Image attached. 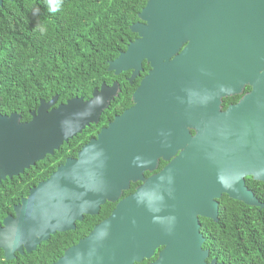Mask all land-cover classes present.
<instances>
[{"label": "water", "instance_id": "water-1", "mask_svg": "<svg viewBox=\"0 0 264 264\" xmlns=\"http://www.w3.org/2000/svg\"><path fill=\"white\" fill-rule=\"evenodd\" d=\"M129 27L137 37L107 69L130 70L132 81L142 61L149 63L131 106L13 206L14 215L0 224L6 260L74 229L108 201L115 202L110 214L51 264H134L158 247L157 258L146 264H224L206 260L199 216L217 220L214 197L221 191L247 205H264L243 178L264 181V148L251 137L262 108L250 106L251 100L262 102L264 0H146ZM243 80L255 81L253 92L221 116L205 119L204 132L190 137L185 126L195 121L188 97L194 91L203 96L208 110L218 89L236 90ZM117 91V83H102L88 99L75 96L50 108L54 95L40 100L27 122L16 112L0 114V177L23 172L97 123ZM157 156L170 161L144 179L142 170L152 168ZM136 180L142 183L119 199Z\"/></svg>", "mask_w": 264, "mask_h": 264}, {"label": "trees", "instance_id": "trees-1", "mask_svg": "<svg viewBox=\"0 0 264 264\" xmlns=\"http://www.w3.org/2000/svg\"><path fill=\"white\" fill-rule=\"evenodd\" d=\"M146 0H3L0 6V112L18 111L22 120L39 99L57 101L82 96L106 81L108 61L135 37L130 24ZM58 6V11L50 9ZM134 85L125 81L121 92L81 133L64 142L50 160L31 170L21 193L0 196V219L11 211L28 188L47 177L65 157L74 156L90 136L116 113L132 104ZM48 157V156H47ZM40 163V162H39ZM264 201V199H261ZM114 204L105 202L97 214L84 215L72 230L55 232L35 250L0 260V264H51L64 250L106 218ZM231 208L235 211L232 213ZM218 223L204 232L207 261L224 264H264V206L227 200ZM144 260L143 262H145ZM134 264H141L134 263Z\"/></svg>", "mask_w": 264, "mask_h": 264}, {"label": "flooded vegetation", "instance_id": "flooded-vegetation-1", "mask_svg": "<svg viewBox=\"0 0 264 264\" xmlns=\"http://www.w3.org/2000/svg\"><path fill=\"white\" fill-rule=\"evenodd\" d=\"M136 37H137V35H135L133 40ZM184 45H185V43H183L182 46H184ZM180 49L174 55H176L180 51ZM174 55H172V56H174ZM149 69H150L149 63H147L145 60H143L142 61V69H140L138 74H136L135 77L132 79V81H130L129 80L130 73H131L130 70L120 71L119 73L116 74V73H114L113 70H108L107 67H106V70H107L108 73H107L106 81H104L102 83L106 84L107 86H111L114 82L117 83V86H118L117 95H118L121 92L122 86H124L125 81H128L130 84L135 83L134 89H133V91H134L135 88L139 85L140 80L147 74ZM262 71L264 72V64H263ZM254 85H255V81L243 80L241 82V84H239V86L237 87L236 90L235 89H233V90L230 89V90H226L225 92H222L223 91L222 89L221 90L218 89L217 90L218 92L213 97V99H209L210 104L207 105L209 107L208 110H206V108H205L207 100L205 101L203 96L201 97L198 94L196 95L195 91H194L193 96L188 97V101H187V106H188V109H189V113L192 114V116L194 118H192L191 116L190 117L195 121L193 123L186 124V126H185V129L187 130V132L190 135V137H193L196 134L203 133L204 132L203 131L204 130L203 125H204L205 119H210L211 117H219L222 114H224V112H226L230 107L237 105L243 98H245L246 95H248V94L253 92ZM56 97H57V95H56ZM261 98H262V100H261L262 102H261L260 106H258L259 101H254V100L250 101V106L251 107H255L257 109L258 108H262V122L259 125H258V123H251V125H252L251 137H252V139L255 142H259V140H261L262 148H264V76H263L262 96H261ZM50 99H48V100H50ZM84 99H88V98H84ZM40 100H44V99L40 98L39 102H40ZM48 100H44V101H48ZM39 102L37 103V105L35 107H32V108L29 109L30 118L28 120H22V114H21V112H18V111H11L9 113H1L0 112V114L9 115V114H11L13 112H16V113H18L20 115V118H19L20 122H27V121H29L31 119V112L36 110V108L39 105ZM110 102H111V100H110ZM60 103H62V102H58L57 98H56V101L50 106V108L51 107H55V106H57ZM120 113H116L115 115H118ZM107 123L105 125H103V126H106ZM103 126H101V127H103ZM254 126H256V127H254ZM98 132L99 131H97L94 136H90L86 142H88L91 138L95 137ZM261 134H262V136H260ZM85 143H83V144H85ZM62 144L59 146L58 149L53 150L52 154H46L42 159L36 161L34 165H31L28 168H25L23 170V172H21L19 174H16V175H12L10 177L9 176H4L3 178L0 177V196L4 195V196H6L5 198H8V196H10L12 194L21 193L23 191L24 187L28 183V178H29V174L31 173V170H35L36 168H39L41 163L44 165L43 160L49 161L50 160L49 156L53 157L55 152H58L60 150V147L62 146ZM187 144L188 143L186 142L184 145L186 146ZM77 152H76V154L74 156H70V155L66 156L65 159L68 158V157H72V158L76 157ZM169 161H170V159L166 160L162 156H157L156 157V162H155V164H154V166L152 168H148L147 167V168L142 170L143 178L146 179L150 175L158 173ZM62 163H59L58 165H60ZM57 166H56V168H57ZM54 170H52L51 173ZM47 177L39 180L38 182L46 179ZM243 178H244V184L247 186V188L250 189L260 201H261V199H264V181L253 179V177L251 175H245ZM141 183H142V180L130 181L128 188L125 189V190H122V192H121V194L119 196V199L124 198V197L132 194L135 191V189ZM35 185L30 186L28 188V192H29V189L31 187L35 186ZM28 192H27V194H28ZM27 194L26 195H21V197H19L20 200H21V198L27 196ZM228 199H231L233 201L237 200V199H234V198L230 197L225 191H221L219 196L214 197V200H216V202H217V211H218L217 220L216 221H213L212 219L207 218V217L199 216V223H200L199 224V231L203 234L204 237H205L204 232L208 233V228L212 227V222L218 223V221L220 220L219 219L220 213L223 212L224 210H226V204H227V200ZM106 202H108V201H106ZM261 202H263V204H264V201H261ZM17 203L12 204L11 211H8L0 219V224H2V220L7 215H12V216L14 215L13 206L15 204H17ZM111 203H113L114 206H115V202H111ZM230 211L233 213L235 211V209L231 208ZM204 242H205V240L203 241V243ZM203 243H202V246H203ZM160 249H161V247H158L157 249H155L154 253L152 254V256L150 258L143 259L140 263L141 264H146V263L154 261L157 258L158 252H159ZM17 254H19V253L16 252L15 253V257L17 256ZM0 260H6L4 258L3 250L1 248H0ZM144 260H146V261L143 262Z\"/></svg>", "mask_w": 264, "mask_h": 264}, {"label": "clouds", "instance_id": "clouds-1", "mask_svg": "<svg viewBox=\"0 0 264 264\" xmlns=\"http://www.w3.org/2000/svg\"><path fill=\"white\" fill-rule=\"evenodd\" d=\"M50 11H52V12H56V11H58V6H54V7H52V8L50 9Z\"/></svg>", "mask_w": 264, "mask_h": 264}]
</instances>
